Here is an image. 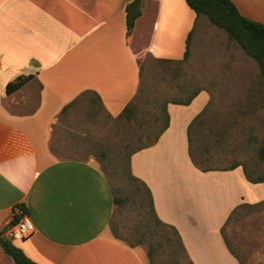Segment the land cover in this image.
I'll use <instances>...</instances> for the list:
<instances>
[{
    "label": "crops",
    "instance_id": "0c3cea01",
    "mask_svg": "<svg viewBox=\"0 0 264 264\" xmlns=\"http://www.w3.org/2000/svg\"><path fill=\"white\" fill-rule=\"evenodd\" d=\"M129 1L0 0V230L23 206L34 231L9 239L37 264H150L147 248L111 233L116 206L96 160L61 158L51 146L70 110H91L80 100L61 114L79 94L95 92L101 111L115 117L137 91L141 56L181 59L190 31L191 44L199 17L185 0H141L127 38ZM232 1L264 23V0ZM28 74L5 92L9 81ZM209 99L202 89L189 104L168 103V127L131 155L130 166L149 187L158 217L179 232L192 264H239L221 228L239 203L264 199V181H248L241 166L193 165L187 126ZM0 264H15L1 246Z\"/></svg>",
    "mask_w": 264,
    "mask_h": 264
},
{
    "label": "trees",
    "instance_id": "16d2710c",
    "mask_svg": "<svg viewBox=\"0 0 264 264\" xmlns=\"http://www.w3.org/2000/svg\"><path fill=\"white\" fill-rule=\"evenodd\" d=\"M185 1L193 9L197 17L204 16L211 25L222 29L226 33L227 38L236 43L243 53L255 62L258 69L259 84L264 86V23L241 14L232 0ZM139 15H141V0L129 1L125 5L127 38L130 36L135 20ZM191 33V31L188 33L185 51L181 59H156L164 63H175L176 66L184 62L189 55ZM178 75L177 72L173 74V76ZM30 76V74L20 75L15 80L9 81L5 86V92L8 94L15 91ZM174 86L176 89L172 94L160 90L159 80L156 79L152 83H148L146 77L142 75L141 68H139V86L136 93L119 114L113 117L115 122L127 124L128 129L124 131L116 145L92 142V148H95L93 154L100 164L101 170L106 177V174H108L113 183H115V185H112L107 178L115 206H128L140 212V218L134 225V236L128 242L120 238L116 230H114L115 228L111 226V228H114L112 234L130 246L146 244L150 264H152V257L157 251H167L174 263L180 264L181 257H184L189 264H192L188 259L179 232L173 225L164 222L158 217L149 187L132 173L130 166L131 155L155 143L168 127V103L189 104L200 90L206 89L205 86L199 84L191 77L183 79L182 82H176ZM80 100H87L88 104L91 105V112H94V114L104 109L98 94L92 91H85L65 105L61 110V114L66 113L69 107ZM212 105V99L210 98L187 126L188 154L191 162L202 171L227 170L241 166L248 181L253 183L263 182L264 173L253 175L247 166L241 162L235 161L223 166L215 164L207 138L214 131L218 132L220 134L219 145H221L223 152L226 153L233 124L231 122H223L222 128L215 130L214 125L221 118L222 113ZM107 116L111 117L109 114ZM257 153L260 159H264V138L258 146ZM20 207L25 210L23 206ZM262 208H264V199L253 203L241 202L233 208L225 224L237 213L260 210ZM241 215L244 214L241 213ZM225 224L221 228L223 238L230 252L239 260L224 235ZM0 246L15 264H37L7 237H3V240L0 241ZM239 264H241L240 260Z\"/></svg>",
    "mask_w": 264,
    "mask_h": 264
},
{
    "label": "rangeland",
    "instance_id": "374dc122",
    "mask_svg": "<svg viewBox=\"0 0 264 264\" xmlns=\"http://www.w3.org/2000/svg\"><path fill=\"white\" fill-rule=\"evenodd\" d=\"M206 20L204 16L199 17L189 45V55L184 62L176 66L175 63L160 62L144 55L139 59V68L148 83L158 79L160 90L169 94L174 93L176 82L188 77L205 86L210 93L212 106L222 113L214 129L222 128L223 122L233 124L226 153L219 145L218 132L214 131L207 138L215 164L223 166L241 162L253 175L263 174L264 159L259 158L257 149L264 138V86L259 84L257 66L236 43L227 38L222 29ZM174 72L179 75L173 76ZM244 72L246 78L241 77ZM127 129V124L115 122L113 117L101 110L94 114L89 109L76 107L57 125L51 146L56 156L61 158L96 160L92 142L116 145ZM86 137L88 141L83 142L82 139ZM139 218L140 212L131 207H115L111 217V233L115 228L119 237L128 242L134 236V225ZM0 232L7 237L5 230L1 229ZM224 235L241 264H264V208L235 214L225 224ZM141 245L146 248V244ZM152 264L177 263L167 251H157L152 257ZM180 264L189 262L181 257Z\"/></svg>",
    "mask_w": 264,
    "mask_h": 264
},
{
    "label": "built area",
    "instance_id": "2783aa9c",
    "mask_svg": "<svg viewBox=\"0 0 264 264\" xmlns=\"http://www.w3.org/2000/svg\"><path fill=\"white\" fill-rule=\"evenodd\" d=\"M34 231V225L29 215L20 206L13 209L11 221L5 227L6 236L10 239H20L29 236Z\"/></svg>",
    "mask_w": 264,
    "mask_h": 264
},
{
    "label": "water",
    "instance_id": "95a60500",
    "mask_svg": "<svg viewBox=\"0 0 264 264\" xmlns=\"http://www.w3.org/2000/svg\"><path fill=\"white\" fill-rule=\"evenodd\" d=\"M4 230H5V228H4ZM3 240V235H2V233L0 232V241H2Z\"/></svg>",
    "mask_w": 264,
    "mask_h": 264
}]
</instances>
